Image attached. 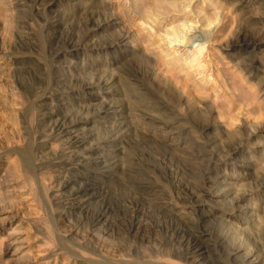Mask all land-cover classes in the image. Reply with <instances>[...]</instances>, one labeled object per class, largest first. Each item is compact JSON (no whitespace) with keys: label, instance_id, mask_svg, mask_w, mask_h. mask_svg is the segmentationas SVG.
I'll use <instances>...</instances> for the list:
<instances>
[{"label":"rangeland","instance_id":"1","mask_svg":"<svg viewBox=\"0 0 264 264\" xmlns=\"http://www.w3.org/2000/svg\"><path fill=\"white\" fill-rule=\"evenodd\" d=\"M0 264H264V0H0Z\"/></svg>","mask_w":264,"mask_h":264},{"label":"bare ground","instance_id":"2","mask_svg":"<svg viewBox=\"0 0 264 264\" xmlns=\"http://www.w3.org/2000/svg\"><path fill=\"white\" fill-rule=\"evenodd\" d=\"M171 31V30H170ZM173 32H172V36L173 37H170V39H171V42H173V41H176V42H182L181 41V38L183 37V31L184 30H172ZM181 37V38H180ZM178 38H180V39H178ZM170 41V40H169ZM168 43V42H167ZM192 57V56H191ZM193 58V57H192ZM191 59V58H190ZM195 59L193 58L192 59V61H194Z\"/></svg>","mask_w":264,"mask_h":264}]
</instances>
